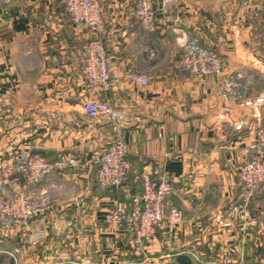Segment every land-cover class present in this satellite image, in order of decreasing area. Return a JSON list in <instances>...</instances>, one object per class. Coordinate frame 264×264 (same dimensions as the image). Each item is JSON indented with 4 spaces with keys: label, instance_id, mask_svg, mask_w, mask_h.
I'll return each mask as SVG.
<instances>
[{
    "label": "crops",
    "instance_id": "1",
    "mask_svg": "<svg viewBox=\"0 0 264 264\" xmlns=\"http://www.w3.org/2000/svg\"><path fill=\"white\" fill-rule=\"evenodd\" d=\"M134 1L100 0L104 26L95 33L73 26L61 0H0V164L19 152L77 161L41 184L23 181L29 192L50 187L55 203L40 215L46 236L29 244L24 228L0 227V251L11 242L30 264H137L129 226L111 233L104 222L117 187H96V158L116 138L128 144L130 177L167 176L174 191L166 212L182 210L175 228L163 220L147 241L154 264H177L180 254L193 264L236 263L245 248L264 243V210L246 207L236 175L264 124V104L257 117L240 104L264 91V0H179L157 13L154 32L140 29ZM95 35L120 79L98 95L124 112L118 125L80 109L92 93L78 50ZM191 36L215 49L226 69H244L238 101L222 100L213 78L176 66L181 42Z\"/></svg>",
    "mask_w": 264,
    "mask_h": 264
},
{
    "label": "built area",
    "instance_id": "2",
    "mask_svg": "<svg viewBox=\"0 0 264 264\" xmlns=\"http://www.w3.org/2000/svg\"><path fill=\"white\" fill-rule=\"evenodd\" d=\"M10 2V0H3ZM68 12L71 24L84 26L92 32H99L104 21L101 15L100 0H61ZM179 0H135L133 15L144 32H154L157 28V13H166L168 8ZM176 60V66L198 79L213 78L219 96L224 101H238L241 98V80L244 69L228 70L224 67L219 53L203 45L196 36L185 38ZM78 61L82 75L91 96L80 103L81 112L88 117L102 116L114 125L125 121L123 111L114 107L107 99L98 95L119 83L118 76L111 73L107 62L105 47L99 36L95 35L82 43L78 50ZM128 77L139 84L147 82L143 73H130ZM250 107L257 117L259 105L264 104V91L254 98L240 101ZM235 129L241 123L235 124ZM251 154L247 156L236 171L240 183L239 195L248 200L258 188L264 187V124H259L254 131V138L248 144ZM128 144L116 138L109 142L96 158V187L105 189L110 186L121 187L125 196H129L124 181L130 170ZM77 165L73 155L47 158L39 152H19L15 161L0 164V227L5 229L18 225L24 228L26 242L33 244L46 236L47 225L40 218L54 205L50 196V187L41 185L36 192L26 190L23 181L30 184L41 182L55 171H63ZM142 193L131 196L128 207L125 201L115 200L106 209L104 222L111 233L124 228L127 223L133 236L130 247L141 259L137 264H154L147 251V241L155 234L163 220L169 229L181 222L182 210L170 207L166 212L167 197L173 193L172 181L165 175L151 176L141 173ZM236 208V207H234ZM36 228L31 231V223ZM19 249L13 248L11 255Z\"/></svg>",
    "mask_w": 264,
    "mask_h": 264
},
{
    "label": "trees",
    "instance_id": "3",
    "mask_svg": "<svg viewBox=\"0 0 264 264\" xmlns=\"http://www.w3.org/2000/svg\"><path fill=\"white\" fill-rule=\"evenodd\" d=\"M68 16H69V14H68ZM69 21L71 22L70 16H69ZM41 154H43V153H41ZM130 167H131V164H130ZM238 182H239V180H238ZM124 184L128 188L130 195L125 196L122 188L118 186L116 188V190H117L116 200L125 201L129 207L130 202H131V196L141 195V193H142L141 173H139L138 175H136L134 177V179H132L130 177V170H129V172L126 176V179L124 181ZM107 188H115V187L110 186ZM239 189H240V183H239ZM257 204L261 207V209L264 210V187L258 188L257 190H255L252 193V195L249 197V200L246 202V207L248 209H253L254 212H257V210H256ZM125 225H128V224L125 223ZM129 228H130V226H129ZM132 236H133V232H132V229L130 228V233L128 235V247L130 249L132 259L134 258L138 262L141 259V254L135 253L131 249L130 244H131ZM234 256H235V254H234ZM262 260H264V243H261L260 246H258V247L248 246L247 248H245L242 255L241 256L238 255L237 261L234 264H239V263L262 264ZM176 263L177 264H193L191 259L185 254L178 255L176 257ZM222 264H232V263L227 262V263H222Z\"/></svg>",
    "mask_w": 264,
    "mask_h": 264
},
{
    "label": "rangeland",
    "instance_id": "4",
    "mask_svg": "<svg viewBox=\"0 0 264 264\" xmlns=\"http://www.w3.org/2000/svg\"><path fill=\"white\" fill-rule=\"evenodd\" d=\"M3 249L4 251H0V264H30L28 263V261H25L24 258L26 256L25 255L22 256L24 252L20 253L22 251L21 248L19 249L17 253L13 255L10 254V252L13 251L11 242L7 243V245ZM24 249H25V252H27L26 247H24ZM239 264H245V263H239ZM262 264H264V260H262Z\"/></svg>",
    "mask_w": 264,
    "mask_h": 264
}]
</instances>
